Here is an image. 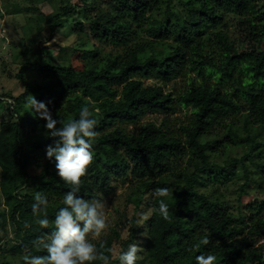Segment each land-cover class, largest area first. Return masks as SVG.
<instances>
[{
  "label": "trees",
  "instance_id": "trees-1",
  "mask_svg": "<svg viewBox=\"0 0 264 264\" xmlns=\"http://www.w3.org/2000/svg\"><path fill=\"white\" fill-rule=\"evenodd\" d=\"M79 1L72 33L89 36L91 48H69L63 64L38 63L35 55L15 74L23 92L0 89L13 102L0 121V227L5 233L11 223L13 234L3 235L0 250L20 256L0 264H24L26 248L47 255L33 241L54 230L63 196L71 191L54 158H46V147L58 138L35 110L29 122L18 113L32 92L24 76L32 67L41 79L36 101L57 127L79 119L83 107L97 121L93 162L77 196L101 200L126 186L114 225L90 240L108 264H120L118 254L132 244L143 249L136 264H195L200 254L215 255V264H264V199L242 200L250 182L262 179L264 188V0ZM163 3L174 20L159 17ZM174 6L182 11L175 13ZM60 8L45 18L49 38L74 6L67 0ZM188 9L197 11L193 24L185 18ZM97 43L115 50L99 67L75 68L67 59L80 51L97 58ZM33 46L27 51L34 53ZM30 166L38 172L30 173ZM165 187L173 197L154 195ZM37 192L48 205L35 216ZM160 199L170 220L153 212ZM45 213L49 226L41 228ZM205 235L211 243L197 249Z\"/></svg>",
  "mask_w": 264,
  "mask_h": 264
},
{
  "label": "clouds",
  "instance_id": "clouds-1",
  "mask_svg": "<svg viewBox=\"0 0 264 264\" xmlns=\"http://www.w3.org/2000/svg\"><path fill=\"white\" fill-rule=\"evenodd\" d=\"M40 118L46 121L45 128L53 138H58L55 145H48L45 149L46 158L55 160L57 175L61 181L68 185L71 191L63 196L65 207L59 209L54 219V230L51 233L37 237L33 245L38 250H46L47 255H32L25 249L23 255L24 264H91L100 260L108 264L109 258L103 252L98 251L96 244L89 240V234L93 239H99L108 227L105 215V202L101 200H86L78 197L77 193L83 184L88 168L93 162V140L97 133L96 119L90 118L88 107H83L79 119L64 123L57 127L43 102H37L33 96L29 101ZM154 195L159 198L173 197L168 188H157ZM36 203L32 206V213L38 216L48 205L47 197L40 192L35 195ZM164 220H170L169 206L164 199L159 200L158 208H154ZM41 228H48L49 220L45 213L44 218L38 220ZM29 227V225H25ZM211 243L209 235L201 238L200 245ZM143 249L138 244L129 246L126 252L118 254L120 264H136L138 253ZM192 249H188L191 251ZM216 256L212 254H200L195 257V264H215Z\"/></svg>",
  "mask_w": 264,
  "mask_h": 264
},
{
  "label": "rangeland",
  "instance_id": "rangeland-1",
  "mask_svg": "<svg viewBox=\"0 0 264 264\" xmlns=\"http://www.w3.org/2000/svg\"><path fill=\"white\" fill-rule=\"evenodd\" d=\"M66 1L67 0H0L1 92H8L13 96H17L23 92L24 87L21 82L15 78V74L19 71L21 64L32 62L35 55L38 57V63L55 62L57 64H63L66 61V58H62L63 54H67L69 48H72V50L76 48L77 50H88L91 48L94 42L90 40L89 36L77 39L72 33L74 12H77L83 5L79 0H68L69 3L74 6L73 12L60 17L61 23H63L64 26L56 28L51 38H49V28L44 26L45 18L55 13H60L61 3H65ZM259 2L262 4L263 1L260 0ZM173 11L175 13L182 11V7L174 6ZM185 14V18L189 23L193 24L198 20L196 10L188 9ZM158 15L159 17H163V19L174 20V16L171 13H167L166 15L165 3L161 5ZM82 21L84 22L83 26H85L87 22L85 20ZM232 32L230 28L229 34L232 35ZM30 45H34L32 47L34 53L27 51V46ZM97 46L99 53L97 58L88 55L86 52L80 51L79 53H72L67 59L75 68L99 67L104 62V56L108 51L112 49L114 52L115 50L112 45H106L104 43H97ZM226 49L228 53L231 52L228 46ZM24 76L27 82L30 83L32 92L19 105L18 113L25 122H29L34 112L29 101L31 100V96L37 100L38 91L36 88L39 86L41 79L39 71L35 67L25 70ZM146 81L150 82L148 80ZM3 106L5 105H0V121H2V116L5 115ZM155 116L154 114H147L145 117L150 119ZM4 118L6 117L4 116ZM29 171L32 174L38 172V170L32 166L29 167ZM259 181V183H249L247 195L242 197L244 203L252 201L255 198L264 199L263 180L261 179ZM125 193L126 186H123L113 194L101 199V201L105 202L104 211L108 224L104 234L114 225L118 217L117 210H123ZM227 193L233 194L235 190L232 188L227 189ZM234 195L235 194L230 197L232 200L235 198ZM1 200L2 199H0V210L3 209V202ZM4 234L9 237L13 234L11 223L6 225L5 233H3V229L0 227V241ZM89 240H94L91 234L89 235ZM19 257L18 255L12 256L11 253L7 251L3 253V250H0V259L16 263L19 261Z\"/></svg>",
  "mask_w": 264,
  "mask_h": 264
},
{
  "label": "built area",
  "instance_id": "built-area-1",
  "mask_svg": "<svg viewBox=\"0 0 264 264\" xmlns=\"http://www.w3.org/2000/svg\"><path fill=\"white\" fill-rule=\"evenodd\" d=\"M12 103L13 102H12V100L10 98L2 97L0 95V105H5V106H3V109L6 110L8 108V110L12 111V109H13Z\"/></svg>",
  "mask_w": 264,
  "mask_h": 264
}]
</instances>
